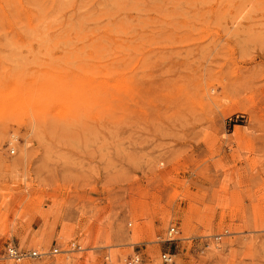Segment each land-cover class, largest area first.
<instances>
[{
	"label": "rangeland",
	"instance_id": "1",
	"mask_svg": "<svg viewBox=\"0 0 264 264\" xmlns=\"http://www.w3.org/2000/svg\"><path fill=\"white\" fill-rule=\"evenodd\" d=\"M134 252L264 264V0H0V264Z\"/></svg>",
	"mask_w": 264,
	"mask_h": 264
},
{
	"label": "built area",
	"instance_id": "2",
	"mask_svg": "<svg viewBox=\"0 0 264 264\" xmlns=\"http://www.w3.org/2000/svg\"><path fill=\"white\" fill-rule=\"evenodd\" d=\"M177 234V229L174 226H170L166 230L165 238L167 241L173 240L174 236ZM77 250H80L79 247H77ZM58 253L57 249H53L50 253L46 252H37V251H29V252H23L22 250L12 246L8 245L5 250V256L8 259L14 260L16 262H19L20 260L26 258V257H45L47 255H54ZM173 255L169 253H163L160 255V259L163 263H171L172 262ZM124 264H141V258L138 253H132L130 256H128Z\"/></svg>",
	"mask_w": 264,
	"mask_h": 264
},
{
	"label": "bare ground",
	"instance_id": "3",
	"mask_svg": "<svg viewBox=\"0 0 264 264\" xmlns=\"http://www.w3.org/2000/svg\"><path fill=\"white\" fill-rule=\"evenodd\" d=\"M179 10V9H178ZM5 21V20H4ZM7 33V32H6ZM109 48V47H108ZM87 77V76H86Z\"/></svg>",
	"mask_w": 264,
	"mask_h": 264
}]
</instances>
